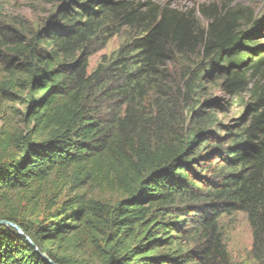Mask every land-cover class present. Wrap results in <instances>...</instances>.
I'll list each match as a JSON object with an SVG mask.
<instances>
[{"label": "trees", "instance_id": "obj_1", "mask_svg": "<svg viewBox=\"0 0 264 264\" xmlns=\"http://www.w3.org/2000/svg\"><path fill=\"white\" fill-rule=\"evenodd\" d=\"M253 16L236 0H0V220L24 231L0 224V264H48L26 236L57 264H246L224 243L234 211L264 264Z\"/></svg>", "mask_w": 264, "mask_h": 264}, {"label": "rangeland", "instance_id": "obj_2", "mask_svg": "<svg viewBox=\"0 0 264 264\" xmlns=\"http://www.w3.org/2000/svg\"><path fill=\"white\" fill-rule=\"evenodd\" d=\"M155 1H168L175 6H188L199 7L202 4H210L218 2L219 0H155ZM246 8L250 9L254 16L253 19L262 18L264 16V0H236ZM22 12L28 16L32 13L27 6H23ZM257 33V34H256ZM255 41L264 43V24L262 29L258 32L254 30ZM120 45V37L114 36L109 39L106 46L93 54L89 59V71H92L100 62L103 55H111ZM261 46V45H260ZM259 46V49H261ZM256 47V46H255ZM258 47V46H257ZM264 49V47L262 48ZM264 51V50H263ZM209 92L213 98L219 99L224 102L228 99L227 94L222 90L218 79L212 78L209 83ZM234 111L220 117L228 122L233 115ZM0 120V127H1ZM220 225L223 231L224 243L227 246L229 254L234 262H244L246 264H255L252 258V245H253V228L248 220L247 214L243 211H234L230 214H223L220 219Z\"/></svg>", "mask_w": 264, "mask_h": 264}, {"label": "water", "instance_id": "obj_3", "mask_svg": "<svg viewBox=\"0 0 264 264\" xmlns=\"http://www.w3.org/2000/svg\"><path fill=\"white\" fill-rule=\"evenodd\" d=\"M0 224H8L14 228H16L20 234H24L23 229L16 223L8 221V220H0ZM28 241L32 243L37 250V252L41 255V257L48 263V264H57L55 263L50 257H48L45 253L41 252L38 247L33 243L32 239L29 236H26Z\"/></svg>", "mask_w": 264, "mask_h": 264}, {"label": "clouds", "instance_id": "obj_4", "mask_svg": "<svg viewBox=\"0 0 264 264\" xmlns=\"http://www.w3.org/2000/svg\"><path fill=\"white\" fill-rule=\"evenodd\" d=\"M262 19H263V24H264V16L262 17ZM263 24H262V25H263ZM262 25L259 27L258 30H261V29H262Z\"/></svg>", "mask_w": 264, "mask_h": 264}]
</instances>
